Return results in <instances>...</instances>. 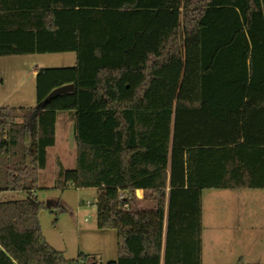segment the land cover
<instances>
[{
  "label": "trees",
  "instance_id": "obj_1",
  "mask_svg": "<svg viewBox=\"0 0 264 264\" xmlns=\"http://www.w3.org/2000/svg\"><path fill=\"white\" fill-rule=\"evenodd\" d=\"M191 36L199 106L175 110L169 167L145 188L143 209L135 177L147 149L132 132L149 139L176 101ZM61 54L76 65L37 72L35 109H0V264H93L67 261L39 221L69 212L34 198L59 124L73 126L76 160L58 163L54 190L98 191V230L117 234L109 264H202V193L264 191V0H0V58ZM103 71L143 79L132 99L111 101Z\"/></svg>",
  "mask_w": 264,
  "mask_h": 264
},
{
  "label": "rangeland",
  "instance_id": "obj_2",
  "mask_svg": "<svg viewBox=\"0 0 264 264\" xmlns=\"http://www.w3.org/2000/svg\"><path fill=\"white\" fill-rule=\"evenodd\" d=\"M198 44V38L191 36L185 46V87L183 86L181 89L177 104L172 102V106L175 105L176 108H183L182 102L185 101L184 99L187 101L185 95L189 90L191 99L195 95L197 79L194 73L198 65ZM75 60V54L0 58V109L16 108L14 105H18V108H35L36 91L30 95L27 89L29 86L27 88L25 86L27 78L35 75L36 68L39 70L64 69L70 67L71 62ZM131 74L137 76H127ZM140 76L134 72L124 73L121 77L122 93L127 96L135 91L140 85ZM20 82L23 84L25 82V84L17 93H14V87ZM109 85H113L115 91L116 84ZM126 86H129L130 89H127ZM124 99L125 97H121L119 100ZM169 113L170 111L164 112V120L159 125L160 118L157 124L159 128L155 138L160 143L158 150L160 159L146 161L143 158L144 170L135 177L136 181H139L137 196L141 199L140 203L143 209L151 208V204L143 198L145 188L150 186L155 178L150 177L152 173L146 162H149V165L158 172L162 169L167 170L169 167L168 145L170 142L169 153H171L173 137V113L171 112V119ZM70 138V131L64 133L61 129L58 130L57 147L49 150L48 169L41 178L45 187L37 192L40 203H50L54 206L61 202L69 212L59 215L55 224L56 216L50 214L48 210L42 211L39 221L43 236L50 247L63 254L67 261L76 260L80 254H83L89 258H96L98 264L115 262L118 258L116 232H102L97 227L98 191L95 189L76 190L71 186L64 191H58L54 190L51 185L52 180L55 181L60 160L66 169H72L75 165L76 143L75 140L70 141ZM141 141L143 139L132 132V145L140 144ZM23 198L22 195L16 194H7L3 197L5 200ZM202 213L204 218V264H239V260L244 257V252L248 251L247 259H245L246 264H264V191H204L202 193ZM218 226L220 228L228 227L229 229L225 231L229 237L223 234V237L216 238L210 227L214 229ZM249 226H254L257 233L251 231L248 235L236 233V228L245 230ZM89 261L92 262L91 259Z\"/></svg>",
  "mask_w": 264,
  "mask_h": 264
},
{
  "label": "crops",
  "instance_id": "obj_3",
  "mask_svg": "<svg viewBox=\"0 0 264 264\" xmlns=\"http://www.w3.org/2000/svg\"><path fill=\"white\" fill-rule=\"evenodd\" d=\"M187 44V42H186ZM185 51H186V47H185ZM36 56V55H35ZM24 57V56H22ZM72 65L68 68H72L76 65V60L74 62H71ZM185 67H186V60H185ZM65 69V68H64ZM39 71L38 68H36L35 70V75H33L32 77H28L27 78V82L25 84L26 88L28 89V92L30 93V95H33V93L36 91V84H35V81H36V74L37 72ZM130 73V72H129ZM124 73L123 72H113V71H103V72H100L99 74V84L101 87H106L107 85L111 84V83H114L116 84V88H115V91L114 92H109L107 94V98L108 100H111V101H127V100H130L133 98L135 92L138 90V88L140 87L141 85V82H142V79L141 78L142 76H140L139 80V83L140 85L135 89V91H132L130 94H128L126 96L125 93H122V85H121V77ZM198 74H199V44H198V65H197V68H196V71L194 73V75L196 76V79H197V88H196V92H195V95L194 97L191 99L190 98V90L188 91V93L185 95L187 96V101L186 99H184L185 101L182 102V107L183 109H192L194 107H197L199 106V100H200V91H199V82H198ZM184 75H185V69H184ZM184 75H183V80H182V84H181V88L179 90V94L181 92V89L184 85ZM127 76H137V75H127ZM23 83L20 82V84L16 85L13 89V92L14 93H17L21 87H23L24 85ZM30 84V85H29ZM127 89H130L129 86H126ZM179 94H178V97L176 99V101H174L173 103H176L178 102V99H179ZM121 97H125L124 100H119L121 99ZM34 102V101H33ZM31 103V101H30ZM24 105V104H23ZM28 105H31V104H28ZM16 108H13L15 110H22V109H25V108H18V105H14ZM25 106V105H24ZM29 107V106H27ZM37 107V102H36V105H35V108ZM99 107L100 109L102 110H108V109H111L110 105L107 103V101H105L104 99H100L99 101ZM178 107V106H177ZM35 108H30V109H35ZM176 109H179V108H176L175 105L172 106V103H169L168 105H166V107L164 108V110L162 111V113L159 115L158 119H157V122H156V126L151 134V137L147 140H144L143 138V141H141V143L139 145H142L144 146L146 149H147V153L143 156V158L146 159V161L148 160H151V159H154V160H159L160 159V155L158 154V150H159V147H160V143L159 141H157V138H155L156 134H157V130L159 128V125L160 123L164 120L163 117V113L166 112V111H170L169 113V117L171 119V112L173 113V124H174V112ZM163 115V116H162ZM162 116V117H161ZM161 118V119H160ZM160 119L159 121V125L157 127V124H158V120ZM61 129L64 133H66V131H70V141L74 140V135H73V126L72 125H67V126H63V125H60L58 126V129H57V134H56V146L55 148L57 147V144H58V130ZM173 135V133H172ZM72 143V142H71ZM171 146H172V143H171ZM73 151V150H72ZM170 142H169V145H168V153H167V159H168V165H169V159H170ZM59 163L64 167V165L62 164L61 160L59 161ZM147 165H149L150 163L149 162H146ZM65 168V167H64ZM66 169V168H65ZM156 172V171H155ZM45 173V172H44ZM43 173V174H44ZM159 172L157 171L156 173L152 174L150 177H156L157 174ZM54 179L52 180L51 182V185H53L54 187ZM139 181H136V183H138ZM50 185V186H51ZM49 186V187H50ZM49 189V188H48ZM227 227V226H226ZM230 229H231V226H229ZM212 231H214V235L216 238H219L220 236L223 237L222 235L223 234H226L227 236L229 235L228 233H226L225 230L229 229L228 227L227 228H220L219 226L214 228L213 227H210ZM250 231L252 233H257V229L254 228V226H249L247 229L245 230H242V229H237L236 228V233H239V234H243V233H246L247 235L250 233ZM229 237V236H228ZM250 237V236H249ZM232 238V236H231ZM249 252V251H248ZM248 252H244V257L241 258L239 260V263H242V264H246L245 263V259L246 258V255ZM203 255H204V218H203V213H202V255H201V262L202 264H204V261H203ZM92 260V263L93 264H98L97 263V259L96 258H90ZM252 264H258V263H252Z\"/></svg>",
  "mask_w": 264,
  "mask_h": 264
},
{
  "label": "water",
  "instance_id": "obj_4",
  "mask_svg": "<svg viewBox=\"0 0 264 264\" xmlns=\"http://www.w3.org/2000/svg\"><path fill=\"white\" fill-rule=\"evenodd\" d=\"M73 90H74L73 86H67V87H63V88H61V89H58V90L54 91V92L48 97V99L45 101L44 104L46 105V104L49 103L51 100H53V99H55V98H57V97H59V96H61V95H64V94H67V93H71V92H73Z\"/></svg>",
  "mask_w": 264,
  "mask_h": 264
},
{
  "label": "built area",
  "instance_id": "obj_5",
  "mask_svg": "<svg viewBox=\"0 0 264 264\" xmlns=\"http://www.w3.org/2000/svg\"><path fill=\"white\" fill-rule=\"evenodd\" d=\"M34 198H37V196H34Z\"/></svg>",
  "mask_w": 264,
  "mask_h": 264
}]
</instances>
